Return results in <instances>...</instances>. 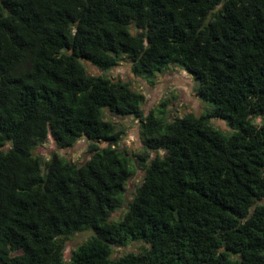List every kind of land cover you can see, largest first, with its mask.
I'll return each mask as SVG.
<instances>
[{
  "label": "trees",
  "instance_id": "16d2710c",
  "mask_svg": "<svg viewBox=\"0 0 264 264\" xmlns=\"http://www.w3.org/2000/svg\"><path fill=\"white\" fill-rule=\"evenodd\" d=\"M122 61L148 85L179 67L210 107L143 113L102 73ZM126 117L140 153L119 144ZM48 136L88 155L44 159ZM0 264H264V0H0Z\"/></svg>",
  "mask_w": 264,
  "mask_h": 264
},
{
  "label": "rangeland",
  "instance_id": "374dc122",
  "mask_svg": "<svg viewBox=\"0 0 264 264\" xmlns=\"http://www.w3.org/2000/svg\"><path fill=\"white\" fill-rule=\"evenodd\" d=\"M81 62L87 72L89 71L95 74L99 73V71L96 68H94L91 64H89V62L84 61V60H81ZM121 63L124 64V67L115 68L114 66L108 70L102 71V73L105 75H109L112 78L119 79L120 81H127L130 84L131 88L143 93L145 90V87H143V83L141 84L139 79H141L142 81L147 80V79L144 78L143 76H139V77L133 76L132 74H130V72L127 71V66H126L127 62L122 61ZM166 67L168 68L170 66L167 65ZM117 74H120V75L117 77ZM190 81L194 89L195 80L191 76H190ZM165 96L169 97L170 94L167 93L165 94ZM150 106L151 104L149 102H145L144 100V103L142 105L143 113H146L147 109L150 108ZM209 107L210 105L208 103L201 101V111L202 112L208 109ZM197 110L199 111V109ZM183 111L184 110L182 109L181 105L180 106L174 105L172 108L170 105L168 117L181 116L184 113ZM120 119H121L122 125L124 126V132L119 140V144L122 147H125L127 151H129V153L131 154L140 153L141 147L139 144V138H138V133H137V121L130 117L120 118ZM213 122L215 125L219 126L221 130L227 129L226 126L223 124V122L219 120H213ZM53 151L58 152L59 154H61L62 156H64L65 158H68L69 160L73 162H79L82 159H84L86 155H88L89 149H88L86 140H84L83 138L78 139L72 146L68 148L67 147L59 148L53 144L49 136L40 146L35 148V153L41 155L44 159L47 158L48 155ZM152 155H153L152 153H149V156H152ZM141 175H142L141 169L134 164L133 173L127 179L125 183V188H124V193H123L125 201L129 200L132 197L134 187L139 184ZM124 208H125V205H123L119 209L110 213L109 219L115 221L117 218H119ZM90 234H91L90 230L77 231L73 233L70 237L65 239L63 241V248H62V254L64 258H67L71 249H73L80 242L84 241ZM141 246H145V244H143L142 242H138V241H132L123 249L115 248L113 253L114 255H117V254H120L122 252H127V251L136 252Z\"/></svg>",
  "mask_w": 264,
  "mask_h": 264
},
{
  "label": "crops",
  "instance_id": "0c3cea01",
  "mask_svg": "<svg viewBox=\"0 0 264 264\" xmlns=\"http://www.w3.org/2000/svg\"><path fill=\"white\" fill-rule=\"evenodd\" d=\"M127 71L129 64L127 63ZM124 64L119 63L115 68H122ZM131 74V73H130ZM120 74H117V77ZM116 79V78H114ZM143 83L145 102H149L152 107L165 94H170L174 97L171 108L174 105L182 106L183 112L192 111L194 114L201 112V102L195 96L190 75L177 66H170L163 69L159 74H156L155 83L148 85L147 80L139 79ZM199 109V111L197 110Z\"/></svg>",
  "mask_w": 264,
  "mask_h": 264
}]
</instances>
